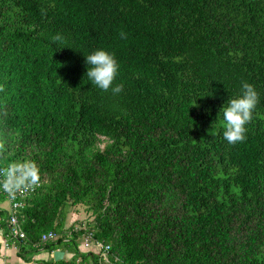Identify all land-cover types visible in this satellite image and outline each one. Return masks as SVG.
<instances>
[{
  "label": "trees",
  "instance_id": "trees-1",
  "mask_svg": "<svg viewBox=\"0 0 264 264\" xmlns=\"http://www.w3.org/2000/svg\"><path fill=\"white\" fill-rule=\"evenodd\" d=\"M97 49L115 54L118 94L85 74ZM242 82L260 102L229 144L222 112ZM0 85V167L39 170L24 237L0 222L25 264L40 249L71 257L36 264H106L81 249L89 233L108 264H264V0H0ZM68 204L92 215L69 233Z\"/></svg>",
  "mask_w": 264,
  "mask_h": 264
},
{
  "label": "clouds",
  "instance_id": "clouds-1",
  "mask_svg": "<svg viewBox=\"0 0 264 264\" xmlns=\"http://www.w3.org/2000/svg\"><path fill=\"white\" fill-rule=\"evenodd\" d=\"M121 39H127V34L120 33ZM63 37L57 34L53 37V42L62 41ZM86 65H90L86 70V75L92 84L103 91L110 88L114 94L123 90V84L113 87V82L117 77L119 64L115 54L104 49L94 50L85 57ZM4 86L0 85V92H4ZM260 102V96L254 85L242 82L241 94L227 101V107L223 108L222 116L224 122V139L229 144L243 142L246 139V125L251 122L253 110ZM194 106H196L194 104ZM11 142V133L7 125L6 103H0V159H3L8 151ZM37 165L30 160L14 161L0 168V180L6 190L10 193L22 190L34 184L38 180Z\"/></svg>",
  "mask_w": 264,
  "mask_h": 264
},
{
  "label": "built area",
  "instance_id": "built-area-1",
  "mask_svg": "<svg viewBox=\"0 0 264 264\" xmlns=\"http://www.w3.org/2000/svg\"><path fill=\"white\" fill-rule=\"evenodd\" d=\"M4 168V167H0ZM3 177H0V180H2ZM35 186H39L38 183L30 184L29 186L23 188L22 190L16 191L14 193H10L6 188L0 184V193H2L9 201L10 207L8 211V237L12 238L13 240H18L19 238L24 237L23 231L18 226V214L21 208L24 206L23 199H25L27 196L31 195L32 192L35 189ZM77 228H73V231H76ZM58 234L54 231H49L46 233H43L41 235L40 241L46 242V241H52L56 240L58 238ZM81 249L84 251H93L95 253H98L101 256V259L104 263L108 264V253H109V247L106 245H102L101 242L96 241L91 233L86 234L82 237L81 242ZM30 264H36L35 262H31Z\"/></svg>",
  "mask_w": 264,
  "mask_h": 264
},
{
  "label": "crops",
  "instance_id": "crops-1",
  "mask_svg": "<svg viewBox=\"0 0 264 264\" xmlns=\"http://www.w3.org/2000/svg\"><path fill=\"white\" fill-rule=\"evenodd\" d=\"M9 207V201L0 194V212L4 215L3 217L0 213V222H2L3 219L4 221L7 219ZM17 251L18 249L14 244L7 245L3 231L0 229V264H25V262L17 256ZM51 255L52 253L40 249L38 253L32 256V262L38 259H49L51 258ZM70 257L71 254L68 253H64L63 255V258Z\"/></svg>",
  "mask_w": 264,
  "mask_h": 264
},
{
  "label": "rangeland",
  "instance_id": "rangeland-1",
  "mask_svg": "<svg viewBox=\"0 0 264 264\" xmlns=\"http://www.w3.org/2000/svg\"><path fill=\"white\" fill-rule=\"evenodd\" d=\"M105 145H106L105 141L100 142L98 144V147L100 149H103ZM90 220H92V215L90 211L87 210V207L85 205L78 204L73 206L68 204L65 212V222H64L65 231L69 233L72 230L71 228H77V227L83 228L88 222H90Z\"/></svg>",
  "mask_w": 264,
  "mask_h": 264
},
{
  "label": "water",
  "instance_id": "water-1",
  "mask_svg": "<svg viewBox=\"0 0 264 264\" xmlns=\"http://www.w3.org/2000/svg\"><path fill=\"white\" fill-rule=\"evenodd\" d=\"M64 252L62 250H55L52 253V258L56 261V260H60L63 258Z\"/></svg>",
  "mask_w": 264,
  "mask_h": 264
}]
</instances>
